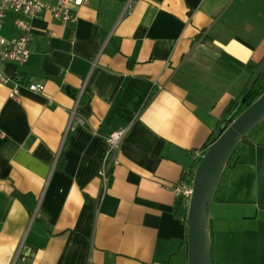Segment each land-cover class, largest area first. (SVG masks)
<instances>
[{
    "label": "crops",
    "instance_id": "crops-1",
    "mask_svg": "<svg viewBox=\"0 0 264 264\" xmlns=\"http://www.w3.org/2000/svg\"><path fill=\"white\" fill-rule=\"evenodd\" d=\"M80 1L74 24L48 11L3 20L6 39L27 20L31 41L25 64H0L18 83L13 98L0 83V264H186L172 189L251 86L264 0H135L126 15L128 0ZM126 128L102 192L106 138ZM238 170L225 173L209 214L218 258L232 240L221 213L242 194ZM15 192L33 196L32 214Z\"/></svg>",
    "mask_w": 264,
    "mask_h": 264
},
{
    "label": "rangeland",
    "instance_id": "rangeland-1",
    "mask_svg": "<svg viewBox=\"0 0 264 264\" xmlns=\"http://www.w3.org/2000/svg\"><path fill=\"white\" fill-rule=\"evenodd\" d=\"M246 139L250 141L249 144L239 143L236 147L234 159L239 163L235 164V161L225 167L217 185L219 192L213 203L220 197L219 193L225 186V173H230L229 169L234 165L239 167L233 184L242 190V194L230 196L233 208L221 213L223 221L229 222L232 240H227L230 244L225 245L224 257L218 258L214 237L209 238L211 264H264V122L252 129ZM214 209L215 206L211 204L210 212Z\"/></svg>",
    "mask_w": 264,
    "mask_h": 264
},
{
    "label": "water",
    "instance_id": "water-1",
    "mask_svg": "<svg viewBox=\"0 0 264 264\" xmlns=\"http://www.w3.org/2000/svg\"><path fill=\"white\" fill-rule=\"evenodd\" d=\"M263 69L264 60L256 70L247 91L256 83ZM238 109L239 101L233 107L230 119L236 115ZM263 120L264 92L224 131L218 129L196 165L186 216V264H211L209 213L217 185L239 142Z\"/></svg>",
    "mask_w": 264,
    "mask_h": 264
},
{
    "label": "built area",
    "instance_id": "built-area-1",
    "mask_svg": "<svg viewBox=\"0 0 264 264\" xmlns=\"http://www.w3.org/2000/svg\"><path fill=\"white\" fill-rule=\"evenodd\" d=\"M80 3V0H58L55 6H49L45 0H0V31L7 11H13L14 13L20 14L25 19H34L43 11H48L54 19L59 20L62 23L74 24L77 19L72 12L73 6L79 5ZM135 5V0H128L123 9V14L126 15L131 13ZM15 25L22 32L19 37L6 39L0 34V64L14 62L22 65L28 60V44L31 41V26L29 22L24 19H17ZM0 83L3 85L12 83L13 86L10 97L13 98L18 89V83L11 78L4 76L1 72ZM28 90L34 93H41L43 91V86L31 84L29 85ZM81 94L82 91H80L76 98V105L79 103ZM76 121L78 123L81 122L80 119H76ZM127 131V128L118 129L106 138V151L101 162L100 171L98 172L102 192L106 190L111 170L118 164L117 155ZM192 181L193 175L190 177L189 172L184 171L180 180L172 189L175 199L179 203H183L187 208L192 196Z\"/></svg>",
    "mask_w": 264,
    "mask_h": 264
},
{
    "label": "trees",
    "instance_id": "trees-1",
    "mask_svg": "<svg viewBox=\"0 0 264 264\" xmlns=\"http://www.w3.org/2000/svg\"><path fill=\"white\" fill-rule=\"evenodd\" d=\"M258 67H259V65L254 68L255 70H253L252 72L250 71V73L252 75H254V73L258 69ZM248 70H251V68H248ZM263 92H264V86H260L257 83H255L244 94V96H242L241 99L233 101V103L230 105V107L228 109H226L224 111V113L222 114L219 130L224 131L231 124V122L235 118H237L244 110H246L249 106H251L263 94ZM150 98H151V96L149 97V99ZM238 101H239V109H238L236 115L232 119H230V114L233 110V107L238 103ZM211 142H212V140H210V142H208L206 145H204V147H203L204 151L211 144ZM239 143L244 144V145L249 144L246 137L243 138ZM236 151H237V148L232 153L230 162L228 163V165L226 167H228L230 165V163H234L236 161L234 159V155L236 154ZM238 163H239L238 161L235 162V164H238ZM196 165H197V163L192 165L190 170L188 171L190 177L193 175V171H194ZM14 197H16L20 201V203L26 208V210L28 211L29 214L33 213L34 207H35L33 196H31L29 194L22 195V194L15 192ZM175 215L185 225V218L187 216V207L183 203L178 202V204L176 206ZM184 245H185V250H186V240L184 242Z\"/></svg>",
    "mask_w": 264,
    "mask_h": 264
}]
</instances>
